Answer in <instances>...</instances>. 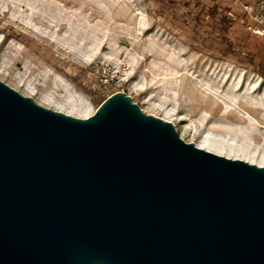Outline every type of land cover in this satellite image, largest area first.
Here are the masks:
<instances>
[{"label": "water", "instance_id": "obj_1", "mask_svg": "<svg viewBox=\"0 0 264 264\" xmlns=\"http://www.w3.org/2000/svg\"><path fill=\"white\" fill-rule=\"evenodd\" d=\"M0 264H264V166L125 92L81 118L0 80Z\"/></svg>", "mask_w": 264, "mask_h": 264}, {"label": "rangeland", "instance_id": "obj_2", "mask_svg": "<svg viewBox=\"0 0 264 264\" xmlns=\"http://www.w3.org/2000/svg\"><path fill=\"white\" fill-rule=\"evenodd\" d=\"M248 21L232 0H0V80L50 107L40 94L65 95L58 74L93 114L107 97L125 92L194 143L201 113L247 124L240 108L255 119L259 144L264 111L227 97L236 92L215 77L231 74L247 85L254 74L264 83V36L253 34ZM91 37L100 48L87 56ZM162 103L176 113L167 117ZM234 103L238 108L225 113Z\"/></svg>", "mask_w": 264, "mask_h": 264}, {"label": "bare ground", "instance_id": "obj_3", "mask_svg": "<svg viewBox=\"0 0 264 264\" xmlns=\"http://www.w3.org/2000/svg\"><path fill=\"white\" fill-rule=\"evenodd\" d=\"M90 51L87 52V56H94L93 51H96L100 47L94 42V37H91ZM177 71V70H174ZM176 73V72H175ZM179 73V71H177ZM238 75H241L238 72ZM42 74L48 78L51 73L42 72ZM55 82L62 85L65 90V95L57 97L55 94L47 91L40 94V97L45 105H49L51 108L65 112L67 114L87 118L93 114L89 103L77 93L72 85L64 80L60 75L54 74ZM231 74H225L223 76L215 75L219 82H223L226 85H230L234 92L227 93V97L235 100L236 103L244 102L248 106L255 109H261L264 111V83L254 74L249 76V82L246 85L244 82L235 83L231 80ZM219 82L215 83V87L220 88ZM222 85V84H221ZM27 88L31 93H36L33 85L28 84ZM232 105H225V113L230 112ZM167 117H171L176 113V107L169 108L165 103L161 104ZM238 108V107H237ZM236 108V109H237ZM238 113L241 117L246 118L247 124L233 123L227 118L221 117L220 119H212L208 113H201L200 119L202 121L201 127L195 129L199 134V141L196 142L197 146L209 150L211 152L224 155L231 158H239L251 163L264 166V135L262 141L258 144L254 139V131L256 129L254 123L255 119L248 113L238 108ZM167 119V118H165ZM264 120V112H263ZM221 125L223 129L218 131V126Z\"/></svg>", "mask_w": 264, "mask_h": 264}, {"label": "built area", "instance_id": "obj_4", "mask_svg": "<svg viewBox=\"0 0 264 264\" xmlns=\"http://www.w3.org/2000/svg\"><path fill=\"white\" fill-rule=\"evenodd\" d=\"M240 5L249 20V30L258 36H264V0H257L253 3L243 0H232Z\"/></svg>", "mask_w": 264, "mask_h": 264}]
</instances>
